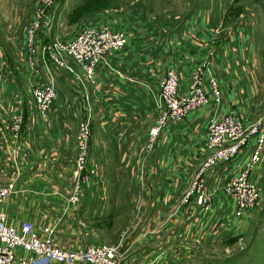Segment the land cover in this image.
Masks as SVG:
<instances>
[{"label": "crops", "instance_id": "1", "mask_svg": "<svg viewBox=\"0 0 264 264\" xmlns=\"http://www.w3.org/2000/svg\"><path fill=\"white\" fill-rule=\"evenodd\" d=\"M209 24L206 16L196 14L177 28L143 22L125 31V47L105 57L92 83L72 61L67 63L70 73L40 58L34 75L26 70L24 76H0V183L14 185V193L3 203L7 224L18 228L27 222L38 234L51 227L56 247L77 250L93 242L107 245L99 232L126 218L127 225L108 244L118 249L125 264L187 263L205 257L208 245L216 249L218 243L241 235L242 226L231 224L234 205L221 187L239 172L245 155L206 176L213 199L208 213L193 200L181 202L207 156L206 121L212 109L164 130L154 152L146 160L142 154L148 130L159 116V83L167 71L177 72L185 92L191 73L209 63L222 92L219 114L233 111L237 89L247 87L250 47L239 43L237 33L223 37L221 26L210 30ZM49 80L56 84L58 99L47 124L34 111L30 89ZM15 106L23 116L18 135L10 130ZM85 120L91 131L90 160L98 171L96 187H87L80 206L69 209L75 137ZM263 162L264 157L253 179ZM107 176L132 180L135 188L109 195ZM118 195L128 197L130 209L119 202L116 210L111 207V196ZM250 220L247 214L246 225Z\"/></svg>", "mask_w": 264, "mask_h": 264}, {"label": "built area", "instance_id": "2", "mask_svg": "<svg viewBox=\"0 0 264 264\" xmlns=\"http://www.w3.org/2000/svg\"><path fill=\"white\" fill-rule=\"evenodd\" d=\"M53 6L54 0H38L34 17L25 30L23 51L27 70L34 75L40 58L43 62L72 73L67 64L72 61L82 77L92 83L96 69L105 57L125 47L126 35L107 27H84L70 39H55L38 48L37 37L51 28ZM179 78L177 72L169 70L159 83L160 112L148 130L143 157L146 160L154 152L164 130L177 127L191 116L212 109L206 121L207 156L196 170L181 202L187 204L193 200L200 211L208 213L213 199L207 191L206 176L215 168L230 165L245 155L239 172L228 178L221 187L222 194L234 205L233 219L238 222L250 214L259 200V186L252 174L264 157V127L256 124L246 130L232 111L218 113L222 92L209 63L191 73L185 92H181ZM30 96L37 117L48 124L49 110L58 99L56 84L49 80L44 85H32ZM22 126V112L15 106L10 130L18 135ZM75 140L73 179L66 200L69 209L80 206L87 187L95 189L98 175L97 166L90 160L91 131L88 121L78 124ZM13 193V183H0V264H125L116 247L93 242L77 250H63L53 244L51 227L43 228L38 234L27 222L18 228L7 224L3 203ZM231 224L228 223L227 228ZM213 230L218 229L215 227Z\"/></svg>", "mask_w": 264, "mask_h": 264}, {"label": "rangeland", "instance_id": "3", "mask_svg": "<svg viewBox=\"0 0 264 264\" xmlns=\"http://www.w3.org/2000/svg\"><path fill=\"white\" fill-rule=\"evenodd\" d=\"M37 1L0 0V76L27 73L23 41ZM52 9L51 28L37 37L38 48L55 39H70L84 27H107L124 33L147 22L149 26L160 23L177 28L196 14L207 17L210 30L221 26L223 37L237 33L239 43L250 47L246 64L252 72L247 87L237 89L236 108L232 112L246 130L256 124L264 127V0H54ZM257 175L253 180L259 186V200L250 211L251 220L248 225L245 217L238 223L231 221L239 229L242 226V234L214 245L216 249L208 245L205 257L182 264H264V166ZM107 187L110 195L117 189L132 192L135 184L129 179L113 180L107 176ZM127 198L111 196V207L116 210L117 205H127L130 209ZM127 223L123 218L111 227L106 226L107 229L102 228V240L108 245Z\"/></svg>", "mask_w": 264, "mask_h": 264}]
</instances>
